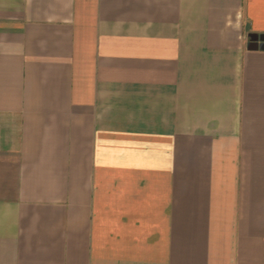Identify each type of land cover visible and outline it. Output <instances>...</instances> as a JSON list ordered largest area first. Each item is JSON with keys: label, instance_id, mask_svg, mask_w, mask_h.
<instances>
[{"label": "crops", "instance_id": "obj_1", "mask_svg": "<svg viewBox=\"0 0 264 264\" xmlns=\"http://www.w3.org/2000/svg\"><path fill=\"white\" fill-rule=\"evenodd\" d=\"M252 36L264 0H0V264H264Z\"/></svg>", "mask_w": 264, "mask_h": 264}, {"label": "water", "instance_id": "obj_2", "mask_svg": "<svg viewBox=\"0 0 264 264\" xmlns=\"http://www.w3.org/2000/svg\"><path fill=\"white\" fill-rule=\"evenodd\" d=\"M258 41H263L264 42V37L263 36H252L250 39V42L248 44V49H258V48H264V44L262 43L261 46L258 45Z\"/></svg>", "mask_w": 264, "mask_h": 264}]
</instances>
